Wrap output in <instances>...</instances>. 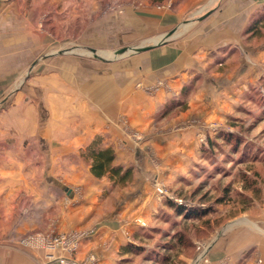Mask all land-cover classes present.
Instances as JSON below:
<instances>
[{
  "label": "rangeland",
  "instance_id": "rangeland-1",
  "mask_svg": "<svg viewBox=\"0 0 264 264\" xmlns=\"http://www.w3.org/2000/svg\"><path fill=\"white\" fill-rule=\"evenodd\" d=\"M230 1L237 0L0 1V40H12L13 48V40H21L20 60L13 62L11 75L0 77V119L7 114L12 97L23 91L35 73L34 64L42 66L53 52L83 53L89 60H97L95 55L112 58L110 64L143 53L118 55L115 51L120 48L161 39L171 44L189 35L196 44L190 50V57L196 59L191 68L181 70V84L172 85V78L158 76L146 84L144 72L130 83L143 92L145 100H154L158 94L164 98L147 112L151 120L143 130L126 115L119 118L124 138L118 148L135 146L138 156L120 161L112 148L115 162L132 168V181L121 186L93 176L91 182L68 186L71 198L66 190L55 189L67 200L66 210L85 197L95 200L98 204L89 215L91 225L83 228L77 223L75 228L58 230L55 221L41 228L38 223L21 236L0 235V245L60 250L73 258L82 238L106 227L122 234H118L119 242V237L114 241L107 264H207V253L224 234L237 228L257 230L254 224L264 230V23L260 24L264 22V2L238 14L237 30L230 33V40H211L209 45L196 35L198 30L203 34L205 23L217 26L207 34L215 39L220 37L218 32H226L224 27L232 29L219 16L208 18ZM255 25L261 28L254 30ZM175 28L171 36L163 37ZM89 36L97 40H89ZM3 50L7 53L8 45ZM150 71L147 75H154ZM81 160L88 168L90 161ZM135 167L141 178L137 184L141 180L142 187L131 193ZM99 189L100 195L95 196ZM170 203L206 210V214L199 219L185 217ZM33 210L35 205L28 203L11 207L17 216ZM19 223L12 221V227ZM5 224L8 222L0 221V228ZM261 230L257 232L264 234ZM47 240L55 246H47ZM130 244L143 251L121 254L122 247ZM87 250L77 263L99 264L103 246L93 242Z\"/></svg>",
  "mask_w": 264,
  "mask_h": 264
},
{
  "label": "crops",
  "instance_id": "crops-1",
  "mask_svg": "<svg viewBox=\"0 0 264 264\" xmlns=\"http://www.w3.org/2000/svg\"><path fill=\"white\" fill-rule=\"evenodd\" d=\"M262 2L237 0L225 3L208 18L219 16L220 21L231 23L232 29L224 27L226 32H218L220 37L215 39L214 35L207 34L217 26L205 23L203 34L198 30L196 35L208 40L209 45L213 44L211 40H230V33L234 35L237 30L235 20L238 14L248 11L247 6ZM216 12L221 13L216 15ZM221 35L226 36L223 39ZM89 40L97 39L89 36ZM13 41L15 48L12 40L8 43L0 40V77L11 75L15 62L20 60L21 40ZM4 45H8L7 53L3 50ZM195 45L189 35L178 42L162 43L139 52L142 54L138 56L110 64L111 59L89 60L83 58V53L53 54L42 66L34 62L35 73L27 80L23 91L12 97L10 108L4 112L7 114H2L0 119V206H3L0 221L8 222L0 228V235L21 236L38 223L39 228L47 226L48 221L57 222L58 230L75 228L72 226L77 223L83 228L91 225L89 215L98 203L85 197L82 203L66 210L63 205L67 200H63L55 189L66 190L67 198H71L68 186L91 182L93 175L81 157L84 148L96 135L104 137L107 145L115 148L120 161L131 155L138 156L135 146H120L119 150L118 144L124 138L123 122L119 118L126 115L133 125L142 126L143 130L146 122L151 120L147 112L164 98L158 94L154 100H145L143 92L134 90L130 83L138 79L141 72L145 73L143 82L146 84L153 76L169 81L172 78V85L179 83L181 70L191 68L196 59L194 55L190 57V50L195 49ZM152 56L156 60L151 59ZM149 71L154 75L148 76ZM135 170L137 175L129 188L131 193L142 187L141 180L137 184L141 179L138 168ZM101 190H97L95 196L100 195ZM27 203L35 205V210L24 216L11 211L15 204L24 206ZM50 209L54 212L50 213ZM12 221L21 223L12 227ZM254 226L261 230L256 224ZM257 230L237 228L224 234L207 253V264H264V234ZM118 234L116 229L106 227L89 232L80 241L79 252L73 258L60 250L0 245V264H58L67 261L66 264H78L93 242L103 246V251L98 253L99 264H107L114 241L118 237V242L121 240L122 234ZM49 253L51 258H47Z\"/></svg>",
  "mask_w": 264,
  "mask_h": 264
},
{
  "label": "trees",
  "instance_id": "trees-1",
  "mask_svg": "<svg viewBox=\"0 0 264 264\" xmlns=\"http://www.w3.org/2000/svg\"><path fill=\"white\" fill-rule=\"evenodd\" d=\"M261 23L264 22H260V24ZM258 27L261 28V26L255 25L253 26V29L255 30ZM253 29H251L252 32ZM82 155L84 159L90 161L89 171L95 178L99 179L105 177L114 185L116 184L121 186L130 183L133 179L132 168L123 167L122 165L115 162L114 149L109 145H104L103 137L100 135H96L92 139V141L82 151ZM170 206L174 211H180L179 214L182 216L184 215L185 217L189 216L191 218L199 219L206 214V210H189L187 207H185V204L170 203ZM177 242L182 243V240L178 238ZM169 245L173 246V244ZM142 251L143 248L130 244L123 246L120 253L133 254ZM159 253L160 252H156V254ZM160 255L164 256L166 259L168 258V256H165V254L161 253Z\"/></svg>",
  "mask_w": 264,
  "mask_h": 264
},
{
  "label": "water",
  "instance_id": "water-1",
  "mask_svg": "<svg viewBox=\"0 0 264 264\" xmlns=\"http://www.w3.org/2000/svg\"><path fill=\"white\" fill-rule=\"evenodd\" d=\"M175 30H176V28L174 30H171L167 34H165L163 37L171 36L175 32ZM165 42H166V40L161 39V40H157L156 42L154 41V42H152L149 45H139V46L133 47L131 49H129V48H120V49H118L115 52H118V55H124V54L132 53V52H141V51L149 50V49H151V48H153L155 46H158L159 44L165 43ZM63 53H67V51L59 50L58 52L51 53V55H53V54H63ZM94 57L96 59H99V60H110V59H112V58L105 59V58H102V56H96V55Z\"/></svg>",
  "mask_w": 264,
  "mask_h": 264
},
{
  "label": "built area",
  "instance_id": "built-area-1",
  "mask_svg": "<svg viewBox=\"0 0 264 264\" xmlns=\"http://www.w3.org/2000/svg\"><path fill=\"white\" fill-rule=\"evenodd\" d=\"M42 242V241H41ZM42 244H43V242H42ZM46 244H47V246H49L50 248H53L54 246H55V243H53V242H50V241H46ZM63 263V262H62Z\"/></svg>",
  "mask_w": 264,
  "mask_h": 264
}]
</instances>
